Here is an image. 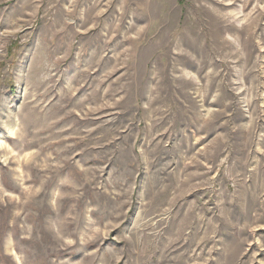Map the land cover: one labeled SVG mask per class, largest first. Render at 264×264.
Instances as JSON below:
<instances>
[{
    "label": "rangeland",
    "instance_id": "rangeland-1",
    "mask_svg": "<svg viewBox=\"0 0 264 264\" xmlns=\"http://www.w3.org/2000/svg\"><path fill=\"white\" fill-rule=\"evenodd\" d=\"M0 264H264V0H0Z\"/></svg>",
    "mask_w": 264,
    "mask_h": 264
}]
</instances>
